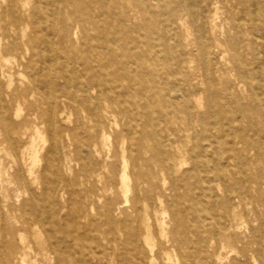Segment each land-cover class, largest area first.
I'll return each instance as SVG.
<instances>
[{"label":"bare ground","instance_id":"obj_1","mask_svg":"<svg viewBox=\"0 0 264 264\" xmlns=\"http://www.w3.org/2000/svg\"><path fill=\"white\" fill-rule=\"evenodd\" d=\"M99 1L107 9L105 14L93 18L94 6L86 0L87 10L76 15L73 27L81 30V37L76 36L77 30L71 37L62 22L54 23L48 15H44L45 24L41 25L33 13V38L23 44L11 40L0 46V180L7 168H12V175L25 184L28 201L35 206L37 200L31 185L43 178L47 183L45 193L53 194L48 185L53 181L50 175L59 172L66 160H72L65 148L71 145L76 131L80 134L71 151L73 159L84 166L90 179L95 166L101 169L106 165L101 152L107 145V116L116 105L120 115L134 122L133 111L125 105L137 104L143 98L148 105L145 111L159 116L157 125L162 126L161 131L168 130L162 138L167 154L162 166L177 173L185 161L179 154L188 148L170 138V122L182 107L199 131L201 157L211 159L215 166L208 182L198 181L199 191L207 196L215 193V187L224 185L225 198L234 200L198 209L194 214L172 206L173 219L179 221L175 227L176 233L181 234L178 243L193 245L182 253V264H237L235 254L247 257L243 250L235 249L233 237L237 208L243 199L227 189V180L236 174L246 178L239 165L243 151H253L264 168V131L252 123L257 118L264 125V56L258 50L261 47L264 52V4L259 0H116L120 12L113 14L111 1ZM17 3L9 0L1 12L0 23L4 30L14 29L24 35L25 30L12 15ZM75 6L74 14H78L80 4ZM136 20L143 24L139 26ZM104 33L108 36L104 37ZM38 37L43 38L42 43ZM10 51L15 54L13 61L4 55ZM229 51L232 57L227 59ZM14 77L19 79L15 87ZM236 88L240 91L236 92ZM25 102L28 103L24 108ZM70 112L75 114L73 120ZM243 124L247 125L244 132L240 131ZM30 127L38 139L48 143L42 155L34 138L30 145L20 143ZM220 136L226 137L222 143L217 141ZM119 151L120 184L127 193L131 178L128 169L134 170L136 153L132 147L126 151L123 140ZM2 158L8 159V166ZM26 159L30 160V167ZM40 160L44 162L41 176L33 170ZM128 201L126 198L125 202ZM156 201L161 205L160 197ZM24 203L17 209L19 216H26V230L35 232L38 217L35 222L30 221L27 215L34 207ZM139 203L135 200L136 212L142 208ZM224 213L229 217L227 223L222 221ZM16 219L12 215L8 221L16 225ZM144 225L148 227L146 217ZM14 233L17 248L27 257L30 242L24 233ZM6 234L0 241V260L14 252ZM45 242L41 249L53 254L57 262L63 260L50 236ZM144 242L152 245L149 236ZM233 253L235 256L230 259ZM261 258L264 264V250Z\"/></svg>","mask_w":264,"mask_h":264},{"label":"rangeland","instance_id":"obj_2","mask_svg":"<svg viewBox=\"0 0 264 264\" xmlns=\"http://www.w3.org/2000/svg\"><path fill=\"white\" fill-rule=\"evenodd\" d=\"M17 1V7L12 15L19 21L25 34L22 35L21 31L14 29L6 31L0 23V46L6 45L11 40L23 44L32 39L33 13L37 14L41 25L45 24L44 15H48L54 23L62 22L65 25L64 31L71 37L75 35V30H77L76 36H83L81 30L73 25L77 20L76 15H83L87 10L86 0ZM109 1L112 7L110 11L113 14L119 13L116 0ZM259 1L264 4V0ZM90 2L94 6L91 13L93 18L105 14L107 9L101 1L90 0ZM8 3L9 0H0V18L2 10L8 6ZM78 4H80L78 14H74L75 5ZM247 8H250L249 4ZM136 23L139 26L143 24L141 20H136ZM103 36H108V33H104ZM38 41L42 43L43 38L38 37ZM258 50L263 57L262 48ZM4 55L13 61L15 54L12 51ZM30 55V51L26 52L27 58ZM231 57L232 52L229 51L226 58ZM226 69L229 72L228 66ZM18 80L14 77L13 87L17 85ZM235 91L239 92L240 89L236 88ZM27 103H23L22 107L25 108ZM155 106L160 110L159 106ZM125 107L133 111L134 122H129L126 116L120 115L115 105L105 120L107 145L102 150L101 156L106 165L101 169L95 166L90 179L85 175L84 166L77 159H73L74 155L71 152L74 151L78 141L79 131H76L75 136L70 139L71 145L66 140V144L69 145L65 148V152H69V158L72 160H66L59 172L54 171L50 175L53 181L48 185L53 188V194L45 193L47 183L43 178H40L36 185H31L37 200L35 206L28 201L29 195L25 184L14 178L12 168H7L6 174L0 180V241L7 233L8 244L14 252H11L5 260H0V264H182V253L188 252L193 245L187 242L178 243L181 234L176 233L175 227L179 221L173 219L171 209L176 207L178 210L194 214L198 209H207L211 205L221 206L234 202L225 198L224 185L219 186V189L215 187V193L207 196L199 191L198 181L208 182L212 172L215 171V166L211 159L201 157L198 151L201 141L199 131L194 120L182 107L177 118L170 122V132L172 131L170 138H176L179 145L188 148L184 153L179 154L185 161L177 173L169 172L162 166L163 159L167 157L162 138L167 136L168 130L161 131L162 126L157 125L159 116H151L145 111L148 108L146 99L143 98L137 104L128 103ZM69 117L73 120L75 114L70 112ZM252 123L261 132L264 131V125L260 124L257 118L252 119ZM246 130L247 125L243 124L240 131ZM42 131L46 136L44 126ZM32 139L40 154H44L48 143L38 139L31 127L27 130V134L20 138V143L25 142L30 145ZM224 139L225 136H220L217 141L222 143ZM122 140L126 151L132 147L136 153L135 168L133 171L131 167L128 169L131 178L130 191L127 193L121 189L120 184L119 145ZM2 159L3 164L8 166V159ZM26 163L28 167L32 165L29 159H26ZM43 163V160H40L33 165L36 175L41 176ZM239 165L246 178L243 179L242 174L233 175L232 179L227 180V189L243 199V204L237 208L238 216L235 220L237 228L233 237L235 249L243 250L247 257L233 253L229 258L236 255L237 264H263L261 257L264 250V180L262 179L264 168L258 164L253 151L241 152ZM7 179L9 180L6 181ZM157 196L162 200L161 205L156 201ZM126 198L129 203L125 202ZM135 200H140L139 204L142 207L137 212ZM24 202L29 203V208L34 207L27 215L30 221L35 222V218L38 217L35 232L27 231V225L24 223L26 216H19L17 209ZM224 214L222 221L227 223L229 217ZM12 215L17 216L16 225L8 221L9 216ZM144 217L147 218L148 227L144 225ZM159 219L162 220L163 228ZM15 230L24 233L31 244V248L27 249V257H24L23 252L17 248ZM48 236L52 238L54 245L64 257L60 262H57L53 254L41 249L45 246ZM146 236L150 237L151 246L144 242ZM35 250L39 253L36 254ZM228 250L226 249V252ZM194 255H192L193 260L196 258V254Z\"/></svg>","mask_w":264,"mask_h":264}]
</instances>
